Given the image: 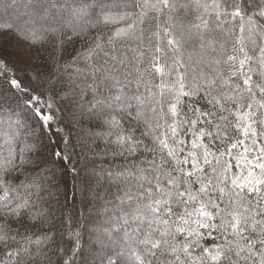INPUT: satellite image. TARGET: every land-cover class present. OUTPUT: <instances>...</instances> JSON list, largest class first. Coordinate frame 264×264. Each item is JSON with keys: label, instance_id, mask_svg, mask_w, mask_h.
I'll list each match as a JSON object with an SVG mask.
<instances>
[{"label": "snow or ice", "instance_id": "6c2138e0", "mask_svg": "<svg viewBox=\"0 0 264 264\" xmlns=\"http://www.w3.org/2000/svg\"><path fill=\"white\" fill-rule=\"evenodd\" d=\"M25 7L47 22L20 38L50 48V95L0 57L20 109L0 107V264H264V0ZM65 108L97 123L76 145Z\"/></svg>", "mask_w": 264, "mask_h": 264}, {"label": "trees", "instance_id": "16d2710c", "mask_svg": "<svg viewBox=\"0 0 264 264\" xmlns=\"http://www.w3.org/2000/svg\"><path fill=\"white\" fill-rule=\"evenodd\" d=\"M8 3H11V0H7ZM27 3V0H17V4L9 8L7 12L4 11L3 8V0H0V23H3L5 20H8L9 22L13 23L14 28L10 31L15 36H23L24 32L21 31L23 29L24 31L31 33L32 30H35L37 34H39L42 30V28H34L30 29L27 28L24 25H20L16 22L18 16L20 15V19L22 22L26 23V19L23 17L24 12H28L29 9L25 7V4ZM31 18V17H30ZM39 21V19L37 18ZM43 22V21H42ZM36 20L34 21V25H36ZM3 31V30H0ZM5 32V31H3ZM6 32V33H7ZM33 46H36V49L38 51V61H40L38 66H34L29 64L26 60H21L16 56L15 53L10 52L9 49L4 45V47H0V57H3L9 64V66L14 70V74L18 77H20L22 80L25 81V83L29 86V88H32L35 90L36 94L43 93L44 97L47 98L50 93L47 91V88L49 87L47 81H48V70L50 67V61L48 59V52L50 51V48L48 45L41 43L39 39L37 38L35 44ZM79 48L80 43L79 41H75L74 44L70 43L65 48V54L70 59L69 54H74L73 48ZM69 71H74V69H69ZM38 73V75H37ZM36 77V78H33ZM67 77H64V80L67 81ZM6 103L0 104V107L3 109H12V111H18L20 109H17L16 107V101L15 98L11 96L9 93L8 96L5 97ZM66 103V102H65ZM57 106L64 108V104H61L59 101H57ZM22 107V105H21ZM10 115V113L5 111H0V118L1 117H7ZM24 118L28 119L29 123H32L35 126V122L30 119V113H23L22 114ZM58 116L62 115L63 120L60 122V127L64 128V132L61 135L68 136L70 142L74 145L77 144V140L85 134V130L92 128L95 129L97 127V123L95 121H88V120H82L80 125H77L70 117L68 110L65 108L63 113H57ZM15 119V117H13ZM53 139L59 140V137H53ZM99 143V142H98ZM48 149V141L45 138L43 140V144L41 147V151L47 152ZM86 151V149L84 150ZM76 155H73V165L77 167H82L84 159L87 157H84V152L81 151V147L77 146L75 148ZM83 157V158H82ZM70 167V166H69ZM59 181V188H60V194L59 199L60 202H64V193H67L69 197H71L73 189V178L70 173H67L63 176H58ZM79 183V182H76ZM101 192H103V189H100ZM79 193H77V197L79 198ZM87 240V237H85Z\"/></svg>", "mask_w": 264, "mask_h": 264}, {"label": "rangeland", "instance_id": "374dc122", "mask_svg": "<svg viewBox=\"0 0 264 264\" xmlns=\"http://www.w3.org/2000/svg\"><path fill=\"white\" fill-rule=\"evenodd\" d=\"M29 12V10H28ZM28 12H24L22 15L24 19H26V23L22 22L20 19V15L18 16L16 22L20 25H24L27 28L34 29V28H42L43 26H46L45 21L36 20V25H34L35 20H31L30 16L25 15ZM31 20V23H28V21ZM4 45L9 49L10 52H13L20 58L21 60H26L29 64L38 66L40 61H38V51L36 49V46L30 45L28 42L23 41L19 36H15L14 34L10 32H3L0 31V47H4ZM6 118V117H1ZM14 119V118H13Z\"/></svg>", "mask_w": 264, "mask_h": 264}]
</instances>
